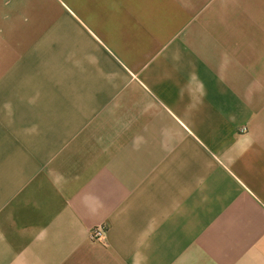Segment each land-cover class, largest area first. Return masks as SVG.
<instances>
[{
    "label": "crops",
    "instance_id": "0c3cea01",
    "mask_svg": "<svg viewBox=\"0 0 264 264\" xmlns=\"http://www.w3.org/2000/svg\"><path fill=\"white\" fill-rule=\"evenodd\" d=\"M0 264H264V0H0Z\"/></svg>",
    "mask_w": 264,
    "mask_h": 264
},
{
    "label": "built area",
    "instance_id": "2783aa9c",
    "mask_svg": "<svg viewBox=\"0 0 264 264\" xmlns=\"http://www.w3.org/2000/svg\"><path fill=\"white\" fill-rule=\"evenodd\" d=\"M105 234L104 227H97L91 230V239L94 241H100L103 238V235Z\"/></svg>",
    "mask_w": 264,
    "mask_h": 264
},
{
    "label": "rangeland",
    "instance_id": "374dc122",
    "mask_svg": "<svg viewBox=\"0 0 264 264\" xmlns=\"http://www.w3.org/2000/svg\"><path fill=\"white\" fill-rule=\"evenodd\" d=\"M91 234V233H90Z\"/></svg>",
    "mask_w": 264,
    "mask_h": 264
}]
</instances>
